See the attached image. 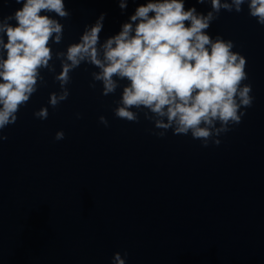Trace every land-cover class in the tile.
Returning <instances> with one entry per match:
<instances>
[{
    "label": "water",
    "instance_id": "95a60500",
    "mask_svg": "<svg viewBox=\"0 0 264 264\" xmlns=\"http://www.w3.org/2000/svg\"><path fill=\"white\" fill-rule=\"evenodd\" d=\"M22 2L0 0V21ZM143 2L64 0L65 16L47 12L62 26L60 39L49 37L35 91L0 128V264H112L117 251L127 252L125 264H264V24L249 15L247 0L240 11L213 10L204 30L243 56L240 84L252 97L239 122L207 145L157 127L166 117L145 107L132 108L133 120L116 116L128 81L114 76V91L103 94L94 77L100 69L87 59L63 84L56 79L70 63L68 46L101 13L100 57L103 42ZM189 5L211 9L210 0ZM65 90V99L49 103ZM41 108L44 118L34 115Z\"/></svg>",
    "mask_w": 264,
    "mask_h": 264
},
{
    "label": "clouds",
    "instance_id": "9594fccd",
    "mask_svg": "<svg viewBox=\"0 0 264 264\" xmlns=\"http://www.w3.org/2000/svg\"><path fill=\"white\" fill-rule=\"evenodd\" d=\"M242 3L244 0H210L211 9L200 13L195 5L185 8V0H144L120 30L103 42L102 57L96 48L101 13L79 42L68 46L65 56L70 63H62L56 79L63 84L68 70L87 59L100 69L94 77L102 81L103 94L114 91V76L128 81L114 110L116 116L133 120L132 108L145 107L166 117L155 122L157 127L190 132L207 145L208 138L225 131L229 122H239L241 106L252 101L250 85L240 84L246 77L243 56L232 51L230 40L219 35L212 38L204 31L213 19V10L240 11ZM125 6V0H119V7ZM247 7L249 15L264 24V0H247ZM50 11L65 16L64 0H23L0 21V32L6 36H0V47L5 49L0 56V128L15 121L18 107L35 91L38 68L46 66L51 56L49 37L60 39L62 26L47 15ZM9 19L15 23H8ZM66 96V90L59 97L50 94L49 103L55 105ZM34 115L44 118L47 110L41 108ZM62 137L58 130L55 138ZM126 255V251L123 256L114 252L112 264H125Z\"/></svg>",
    "mask_w": 264,
    "mask_h": 264
}]
</instances>
